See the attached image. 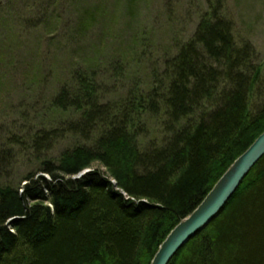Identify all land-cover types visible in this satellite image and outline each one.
I'll return each mask as SVG.
<instances>
[{
  "label": "trees",
  "instance_id": "16d2710c",
  "mask_svg": "<svg viewBox=\"0 0 264 264\" xmlns=\"http://www.w3.org/2000/svg\"><path fill=\"white\" fill-rule=\"evenodd\" d=\"M50 1L25 5L41 10L45 30L59 15ZM78 1L76 30L85 33L110 3ZM124 1L134 11L137 0ZM138 38L130 37L129 53ZM254 55L248 41L235 38L222 0L208 2L193 37L162 73L147 86L131 84L115 101L102 100L106 62L87 54L46 106L53 120L32 139L41 176L28 174L21 187L0 185V264H150L171 230L264 131V106L255 114L249 108L262 71ZM124 58L108 67L115 82ZM150 117L161 120L162 138L141 150ZM65 137L74 143L57 158L41 157ZM169 264H264V156Z\"/></svg>",
  "mask_w": 264,
  "mask_h": 264
},
{
  "label": "rangeland",
  "instance_id": "374dc122",
  "mask_svg": "<svg viewBox=\"0 0 264 264\" xmlns=\"http://www.w3.org/2000/svg\"><path fill=\"white\" fill-rule=\"evenodd\" d=\"M0 1V185L21 187L28 174L41 176L31 145L36 130L53 120L46 106L69 82L72 69L87 60V54L95 53L106 62L100 79L102 100L115 101L131 84L146 85L153 74L162 73L165 62L193 37L200 16L212 0H137L129 13L124 0H108L109 8L85 33L76 30L83 10L80 1L56 0L59 15L47 30L39 26L41 10L25 8L35 0L14 1L13 8L12 4L7 8V0ZM84 1L95 5L107 0ZM222 3L235 38L251 44L254 64L262 68L249 101L250 112L255 114L264 106V0ZM132 35L139 41L137 50L129 53L127 45ZM121 56H126L127 65L115 82L108 67ZM160 121L146 119L147 131L138 139L141 150L155 140L161 141ZM73 143L72 138L65 137L41 157L55 159Z\"/></svg>",
  "mask_w": 264,
  "mask_h": 264
},
{
  "label": "water",
  "instance_id": "95a60500",
  "mask_svg": "<svg viewBox=\"0 0 264 264\" xmlns=\"http://www.w3.org/2000/svg\"><path fill=\"white\" fill-rule=\"evenodd\" d=\"M2 4L3 2L0 1V7ZM263 156L264 131L235 159L201 203L171 230L159 246L150 264H169L190 239L207 227L222 212L243 179Z\"/></svg>",
  "mask_w": 264,
  "mask_h": 264
},
{
  "label": "bare ground",
  "instance_id": "6f19581e",
  "mask_svg": "<svg viewBox=\"0 0 264 264\" xmlns=\"http://www.w3.org/2000/svg\"><path fill=\"white\" fill-rule=\"evenodd\" d=\"M88 172H89V170H88V169H85V170L81 171L79 174H77L76 176H74L73 179H74V178L79 179L80 177H82L83 175H85V174L88 173ZM80 174H82V175H80ZM79 175H80V176H79ZM113 183H114V182H113Z\"/></svg>",
  "mask_w": 264,
  "mask_h": 264
}]
</instances>
